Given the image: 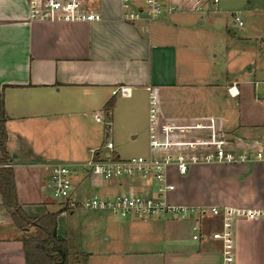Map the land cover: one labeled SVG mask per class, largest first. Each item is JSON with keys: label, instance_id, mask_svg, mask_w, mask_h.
<instances>
[{"label": "crops", "instance_id": "obj_1", "mask_svg": "<svg viewBox=\"0 0 264 264\" xmlns=\"http://www.w3.org/2000/svg\"><path fill=\"white\" fill-rule=\"evenodd\" d=\"M83 5L101 19L30 21L28 0H0V100L9 165L14 168L23 209L33 218L59 211L58 219L67 215L62 201L55 208L42 193L44 184L50 189V165L64 150L76 158L68 164L77 198L113 196L131 188L155 193L151 178L107 180L83 168L92 156L90 150L104 148L107 141L98 114L109 113L113 141L116 136L121 147L143 141L141 155H149L148 88L152 87L164 119L179 123L215 116L233 147L248 151L250 161L196 165L185 176L172 170L170 181L176 189L168 201L192 206L197 213L187 219L164 215L145 222L135 221L139 218L121 222L115 231L116 245L104 252V264H223L222 244L212 237L222 227V219L211 213L214 207L260 212L235 222V264H264V160L253 154L264 149V80L255 78L264 76V65L258 67L256 61L248 76L242 77L230 76L227 67L219 81L213 63H200L192 55L195 50L188 39L205 35L201 25L212 17L207 15L211 12H200L204 0H164L159 20L134 22L122 19L121 0H83ZM141 5L138 0L134 7ZM172 6L176 9L170 13ZM244 83L253 86L247 90ZM234 84L239 95L233 97L228 90L220 106V89ZM121 86L129 87V93L115 94ZM112 99L114 106L108 109ZM104 151L102 155H108ZM115 152L126 158L116 144ZM0 207L8 212L1 194ZM201 209L206 213L201 214ZM8 218L0 225V264H26L24 233L10 214ZM196 225L203 233L200 239L193 238ZM57 233L61 239L73 240L67 232L63 237L59 226Z\"/></svg>", "mask_w": 264, "mask_h": 264}, {"label": "built area", "instance_id": "obj_2", "mask_svg": "<svg viewBox=\"0 0 264 264\" xmlns=\"http://www.w3.org/2000/svg\"><path fill=\"white\" fill-rule=\"evenodd\" d=\"M140 7H134L138 0H121L122 19L134 22L143 18L149 21L159 20L164 14V0H141ZM218 3L219 0H214ZM29 20L47 22H92L101 16L83 5V0H28ZM175 6L169 12L175 11ZM235 14V20L242 21ZM149 147L148 156L139 155L121 158L115 152V144L110 137L113 125L109 113L98 114L96 120L106 127V144L104 148L91 149V158L83 166L86 172L104 179L115 178H151L155 182V193L144 194L131 188L113 196H86L77 198L73 195V180L70 165L57 162L50 165V183L53 196L66 210L88 209L109 211L123 218L150 219L160 216H173L187 219L197 212L194 207L172 204L168 201L170 192L176 189L170 181V172L185 176L196 165L226 164L234 165L250 161L249 152L239 151L215 116H206L190 122H176L164 119L159 110L158 93L149 87ZM129 87L121 86L115 94H128ZM231 96L239 95L236 84L229 88ZM110 137V139H109ZM108 155H102L103 150ZM258 160H264V149L253 153ZM206 210L201 209V214ZM212 215L222 219V227L212 237L222 244L223 264H235V222L240 217L260 214L258 211L231 207H214ZM4 217L0 213V225ZM194 239L202 237L199 225L194 227Z\"/></svg>", "mask_w": 264, "mask_h": 264}, {"label": "rangeland", "instance_id": "obj_3", "mask_svg": "<svg viewBox=\"0 0 264 264\" xmlns=\"http://www.w3.org/2000/svg\"><path fill=\"white\" fill-rule=\"evenodd\" d=\"M200 12H211L207 15L212 16L210 20H205V23L201 25L203 28L200 30L205 31V35L201 33L199 39L194 36L188 39V42L195 50L192 55L198 58L200 63L206 65L213 63L219 69V81L225 78L226 73L222 70L227 67L232 73L230 76L235 74L242 77V75L248 76L249 69L254 67L256 61H258V67L264 65V0H219V3H214V0H204V6ZM234 13L239 16L242 25L235 20ZM259 55H263L262 58ZM255 78L264 80V76L256 75ZM244 84L247 90L253 86L248 83ZM228 90L227 85L224 89H220V106L224 105L223 100L229 96L227 95ZM237 100L240 102L241 99ZM227 126L226 124V128ZM113 138L116 149L123 157L130 158L145 153L143 141H139L136 145L121 147L116 136ZM106 151L104 152L106 153ZM74 159L76 158L69 156L67 150H64L57 161L68 164L72 163ZM78 168L82 170L81 167ZM107 185L105 183L103 189L106 190ZM42 193L44 200L54 203L55 208L59 207L60 200L53 196L51 188L49 189L46 184L43 185ZM61 206L65 211L66 207L63 204ZM71 211L66 210L67 215L58 219L60 234L64 237L66 232L70 233L67 237L73 238L72 241L75 242L81 255L85 253L90 257L89 264H104L105 250L113 249L116 245V229L121 222H127L126 220L131 218L115 216L107 211L88 209ZM0 213L6 222L9 221L8 212L0 209ZM135 221L145 222L148 220L136 219ZM150 223L151 221L147 224ZM109 236L112 237L111 241L106 240ZM108 264H114V262H108Z\"/></svg>", "mask_w": 264, "mask_h": 264}, {"label": "trees", "instance_id": "obj_4", "mask_svg": "<svg viewBox=\"0 0 264 264\" xmlns=\"http://www.w3.org/2000/svg\"><path fill=\"white\" fill-rule=\"evenodd\" d=\"M115 100L108 102L113 108ZM8 133L3 100H0V194L2 205L9 212L14 224L23 231L22 238L26 264H86L88 255L78 252L75 242L58 237V216L62 211L47 213L40 218L27 214L20 204L14 168L7 151Z\"/></svg>", "mask_w": 264, "mask_h": 264}, {"label": "water", "instance_id": "obj_5", "mask_svg": "<svg viewBox=\"0 0 264 264\" xmlns=\"http://www.w3.org/2000/svg\"><path fill=\"white\" fill-rule=\"evenodd\" d=\"M232 137V136H231Z\"/></svg>", "mask_w": 264, "mask_h": 264}]
</instances>
